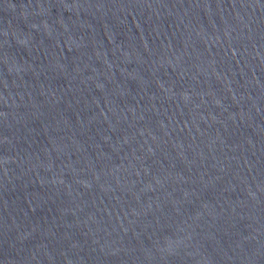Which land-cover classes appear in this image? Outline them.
I'll return each mask as SVG.
<instances>
[{
    "label": "water",
    "instance_id": "obj_1",
    "mask_svg": "<svg viewBox=\"0 0 264 264\" xmlns=\"http://www.w3.org/2000/svg\"><path fill=\"white\" fill-rule=\"evenodd\" d=\"M0 264H264V0H0Z\"/></svg>",
    "mask_w": 264,
    "mask_h": 264
}]
</instances>
